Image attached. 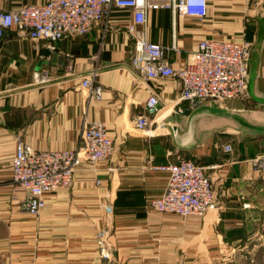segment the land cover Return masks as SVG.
Masks as SVG:
<instances>
[{
    "label": "crops",
    "instance_id": "obj_1",
    "mask_svg": "<svg viewBox=\"0 0 264 264\" xmlns=\"http://www.w3.org/2000/svg\"><path fill=\"white\" fill-rule=\"evenodd\" d=\"M43 1L0 0V9ZM130 23L127 11L114 10L73 37L32 40L15 29L0 37V264H224L232 251L263 237L264 169L251 159L264 154V0H207L203 21L152 9L135 24L164 47L174 67L205 37L250 42L248 97L194 108L179 100L177 79L146 80L132 68ZM87 75L102 87L99 99L80 86ZM153 92L163 98L157 116L167 113L143 133L133 119ZM94 121L112 138V155L81 161L71 185L46 194L40 213L29 215L22 207L26 193L11 181L14 140L40 150L76 148L83 126ZM180 155L206 166L212 180L213 204L203 216L146 206L167 178L150 164ZM101 229L107 258L97 245Z\"/></svg>",
    "mask_w": 264,
    "mask_h": 264
},
{
    "label": "built area",
    "instance_id": "obj_2",
    "mask_svg": "<svg viewBox=\"0 0 264 264\" xmlns=\"http://www.w3.org/2000/svg\"><path fill=\"white\" fill-rule=\"evenodd\" d=\"M169 8L179 15L203 21L207 15V0H44L22 2L10 9H0V37L7 29H15L32 40L56 41L87 32L108 17L114 10L127 11L131 17L128 25L132 33L133 52L130 65L142 78H175L179 83V100L190 108L205 102L221 103L227 99L248 97L247 74L250 42L225 37L202 38L189 60L174 67L164 56V47L152 42L135 30V24L146 21L152 9ZM71 69V63L66 65ZM47 71L43 78L47 79ZM80 86L99 99L102 87L85 76ZM163 98L153 92L145 103V111L134 119L135 127L149 133L153 121L162 120L167 112L157 116ZM224 151H231L226 143ZM114 151L112 138L102 122L94 121L83 126L76 148L34 149L21 138L14 140L10 158L11 181L26 194L22 201L25 212L37 216L45 206L46 194L68 188L81 161L96 164L108 159ZM252 165L264 169V154L251 159ZM151 168L167 172L161 195L146 200V206L157 212L173 213L180 217L203 216L212 206L213 183L206 166L185 156L168 164H150ZM99 179L96 180L98 184ZM108 213L112 205H106ZM102 257L109 256L106 231L96 234Z\"/></svg>",
    "mask_w": 264,
    "mask_h": 264
},
{
    "label": "rangeland",
    "instance_id": "obj_3",
    "mask_svg": "<svg viewBox=\"0 0 264 264\" xmlns=\"http://www.w3.org/2000/svg\"><path fill=\"white\" fill-rule=\"evenodd\" d=\"M2 234H4V229L0 223V236ZM215 264L223 263L217 262ZM224 264H264V235L261 239L257 236L256 239L248 241L245 246L232 251L230 260Z\"/></svg>",
    "mask_w": 264,
    "mask_h": 264
},
{
    "label": "trees",
    "instance_id": "obj_4",
    "mask_svg": "<svg viewBox=\"0 0 264 264\" xmlns=\"http://www.w3.org/2000/svg\"><path fill=\"white\" fill-rule=\"evenodd\" d=\"M195 162H197L196 160H194ZM198 163V162H197Z\"/></svg>",
    "mask_w": 264,
    "mask_h": 264
}]
</instances>
